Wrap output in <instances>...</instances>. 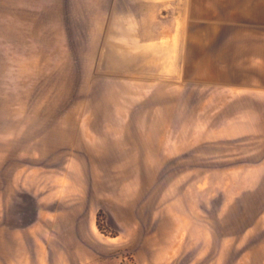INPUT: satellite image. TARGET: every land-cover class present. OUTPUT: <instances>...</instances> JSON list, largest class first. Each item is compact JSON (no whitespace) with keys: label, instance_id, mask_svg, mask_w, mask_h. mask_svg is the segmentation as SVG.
Returning <instances> with one entry per match:
<instances>
[{"label":"rangeland","instance_id":"rangeland-1","mask_svg":"<svg viewBox=\"0 0 264 264\" xmlns=\"http://www.w3.org/2000/svg\"><path fill=\"white\" fill-rule=\"evenodd\" d=\"M208 5L0 0L4 146L14 134L21 168L64 179L37 221L45 264H215L212 195L248 184L230 171L260 167L264 124L237 113L245 98L221 80L234 72L207 59ZM21 212L18 224L39 211ZM226 228L237 239L246 227Z\"/></svg>","mask_w":264,"mask_h":264},{"label":"crops","instance_id":"crops-1","mask_svg":"<svg viewBox=\"0 0 264 264\" xmlns=\"http://www.w3.org/2000/svg\"><path fill=\"white\" fill-rule=\"evenodd\" d=\"M209 9L218 23L204 29V49L214 51L213 66L220 74L230 72L234 77L222 81L237 83L236 97L245 98L237 105V113L259 115L264 124V0H209ZM239 83H246L240 85ZM0 128V264H45L36 254L43 252L46 235L39 229L51 215L43 213L49 209L53 177L55 187L62 188L64 179L52 170L23 169L18 160L19 149L14 134ZM11 136V137H10ZM29 139V137L27 138ZM11 141V142H10ZM34 153V147L32 148ZM255 169L230 171L234 176L249 179L246 186L231 196L217 192L211 202L218 217L212 218L210 238L211 258L215 264H264V158ZM224 174L223 171H213ZM54 174V175H53ZM61 178V179H60ZM220 188V187H218ZM43 189V190H41ZM58 193H56V196ZM32 200V202L30 201ZM36 209L32 220L18 224L27 215L25 210ZM10 211V217L4 211ZM225 210V215L224 211ZM251 216L237 217L244 211ZM257 210L258 216H254ZM256 215V214H255ZM37 221L44 224H39ZM208 224V223H206ZM97 226V223H96ZM244 226L242 238L233 239L226 227ZM219 227V228H217ZM251 227H255L252 229ZM252 231L261 236L251 240ZM237 232V231H236ZM235 232V233H236ZM209 242L205 237V245ZM77 247V245H76ZM241 251L229 257V250ZM225 251H228L225 254ZM79 255L77 254L76 257ZM48 264H51L50 262Z\"/></svg>","mask_w":264,"mask_h":264},{"label":"trees","instance_id":"trees-1","mask_svg":"<svg viewBox=\"0 0 264 264\" xmlns=\"http://www.w3.org/2000/svg\"><path fill=\"white\" fill-rule=\"evenodd\" d=\"M100 214H101V211L98 212V216H99ZM97 224H98V227H99L100 229H102V228H101V225H100V223H99V221H97Z\"/></svg>","mask_w":264,"mask_h":264}]
</instances>
